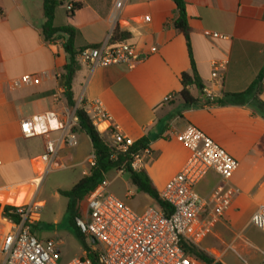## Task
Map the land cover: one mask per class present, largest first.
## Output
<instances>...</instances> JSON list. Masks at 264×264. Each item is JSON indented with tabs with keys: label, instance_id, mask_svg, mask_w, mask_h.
Returning <instances> with one entry per match:
<instances>
[{
	"label": "crops",
	"instance_id": "0c3cea01",
	"mask_svg": "<svg viewBox=\"0 0 264 264\" xmlns=\"http://www.w3.org/2000/svg\"><path fill=\"white\" fill-rule=\"evenodd\" d=\"M60 1L55 26L79 30L90 45L105 43L119 27L144 56L133 69L81 63L73 81L76 107L99 100L125 136L149 140L150 155L141 171L159 193L191 155L177 134L193 125L213 139L239 162V168L229 181L212 171L197 184L196 191L207 205L189 243L214 264H229L225 261L229 254L238 258L234 264H260L264 232L251 219L264 207V118L248 104L205 105L203 101H228L227 94L244 93L258 81L264 68V0H185L193 61L203 86L202 90L190 87L199 102L196 106L179 97L182 75L190 73L192 65L186 39L174 27L179 13L173 0H123L121 9L116 7L117 0ZM71 4L82 5L73 18L67 10ZM45 24L42 0H0V264L4 240L12 229L3 206L22 204L26 196L29 199L26 190L34 196L43 184L40 157L46 139L24 137L21 123L37 119L42 130L55 128L62 123V109L67 106L60 78L67 62L66 39L47 40ZM152 48L157 51L153 53ZM214 62L225 63L219 78L212 76ZM24 75L36 76L40 83L18 84ZM59 91L63 94L56 101ZM169 95L174 98L164 102ZM254 96L264 102V76ZM105 128L103 124L99 132L107 136ZM58 135L54 132L50 137ZM83 135L79 146L91 144ZM79 146L59 152V168L82 165L84 175L93 152L87 155ZM122 176L115 173L113 181Z\"/></svg>",
	"mask_w": 264,
	"mask_h": 264
},
{
	"label": "built area",
	"instance_id": "2783aa9c",
	"mask_svg": "<svg viewBox=\"0 0 264 264\" xmlns=\"http://www.w3.org/2000/svg\"><path fill=\"white\" fill-rule=\"evenodd\" d=\"M123 0H117L116 7L121 9ZM68 12L73 5L67 7ZM148 18L146 21L148 22ZM212 38L226 39L218 33L206 32ZM112 36V35H111ZM154 53L156 48H152ZM82 64L96 67L125 65L133 69L143 61L136 47L128 40L112 43L111 37L97 48L85 49L79 53ZM224 62L212 64V76L219 78L218 72ZM20 85H38L40 79L32 75H24L17 82ZM63 91L55 94L59 101ZM174 96L169 95L164 102H170ZM80 107V106H79ZM63 107V121L57 127L42 130L40 120H24L21 123L22 134L26 138L44 136L46 148L40 157L43 166L39 181L58 169L59 152L78 146L76 128L79 118L76 109ZM81 107L89 116L93 126L99 131L103 124L105 130L112 132L111 142L118 151L128 152L135 141L125 136L119 125L113 123L112 116L99 100L85 103ZM48 121V117H46ZM58 132L56 138L51 133ZM177 139L190 151V158L159 193L160 198L172 208L171 216H167L157 207L150 206L142 212L135 211L126 201L108 190V181L89 194L81 205V215L76 219V227L80 233L91 241L90 250L97 255L98 264H204L189 255L182 248V240L188 241L194 231L200 212L207 205L199 196L196 186L209 172L217 173L223 180L229 181L239 168V162L231 157L220 145L193 125H188L177 134ZM150 155L149 148L132 153L130 160L116 171L117 176L125 174L127 168L139 172L144 168L145 160ZM95 164L94 153L88 160V166ZM89 169L84 171L87 175ZM134 196L128 191L126 197ZM30 199L26 204L13 206L14 214L20 219L11 221L12 229L6 236L3 247L2 264H59L61 251L59 243L53 240L40 241L32 233L31 227L39 222L40 210L44 204ZM251 223L264 232V207L259 208L251 219ZM65 264H93L86 253ZM260 264H264V253Z\"/></svg>",
	"mask_w": 264,
	"mask_h": 264
},
{
	"label": "trees",
	"instance_id": "16d2710c",
	"mask_svg": "<svg viewBox=\"0 0 264 264\" xmlns=\"http://www.w3.org/2000/svg\"><path fill=\"white\" fill-rule=\"evenodd\" d=\"M46 24L43 28L44 36L47 40L54 41L57 37L65 38L64 51L66 53L67 62L63 68L60 78L64 82V97L66 105L73 109L76 107L73 93V81L76 74L81 70L82 64L78 59L79 53L85 49L97 48L99 45H90L84 41V38L79 30L69 26H55L54 17L57 7L62 1L60 0H42ZM177 6L179 17L174 22L175 29L182 33L186 39L187 47L191 59L192 70L190 73L182 75V90L179 92V97L189 106H196L199 102L195 100L190 92V87L195 86L198 89H203L202 84L198 80L195 63L193 61L192 47H191V28L188 23V16L186 12L185 0H173ZM81 4H73V10L69 13V17L73 18L80 9ZM129 39V33L117 27L111 36V42L116 43ZM264 76V68L256 81L246 92L241 94H227L225 96L228 101H221L207 98L205 105H225L229 103L248 104L257 114L264 118V102L257 96H254L260 87V80ZM84 104V103H83ZM76 115L79 118V128L75 132L85 133L92 144L95 164L88 167L89 172L83 175L82 179L69 191H59V194L68 200L67 211L70 217L71 225L74 228L76 235L83 243L86 257L90 259L93 264H98L97 255L90 250L86 238L80 233L76 227V219L81 215V205L84 200L96 190L100 185L108 181L110 173H116L123 164L130 160L132 153L141 152L149 146V140L142 138L135 141L133 147L128 152L118 151L112 145V132H108L107 136L102 135L92 124L89 116L83 110V107L76 109ZM109 139V140H108ZM126 174H129L133 187L140 194L146 195L156 207L163 211L167 216H171L172 208L165 203L159 195V192L153 186L148 175L144 171L135 172L129 167ZM2 205L0 204V209ZM16 208L11 205L3 206V215L11 221H19V217L14 214ZM182 248L184 252L190 257L203 262L204 264H214V260L202 250L190 244L188 241L182 240Z\"/></svg>",
	"mask_w": 264,
	"mask_h": 264
},
{
	"label": "rangeland",
	"instance_id": "374dc122",
	"mask_svg": "<svg viewBox=\"0 0 264 264\" xmlns=\"http://www.w3.org/2000/svg\"><path fill=\"white\" fill-rule=\"evenodd\" d=\"M83 133L77 134L78 146ZM109 140V139H108ZM88 142V141H87ZM77 146V147H78ZM87 155H91L93 150L91 144H81L79 146ZM85 166L78 167H63L49 173L43 180L42 186L37 190L33 196L29 190V199L38 202H44L43 208L40 210L39 222L31 227L33 235L40 241L53 240L58 242L61 259L59 264H65L75 258H79L84 253L83 243L76 235L73 226L71 225L70 217L67 211L68 200L59 194V191L71 190L83 177V170ZM115 173L108 175V181L111 185L109 191L126 201L135 211L142 212L150 206L156 207V204L144 194H140L133 187L129 174H124L118 181H113ZM128 191H132L134 196L127 198ZM6 205V204H5ZM10 205V204H8ZM13 206V205H11ZM91 244V241H86ZM221 250V247H217ZM225 261L229 264H234L238 261L233 254L226 256Z\"/></svg>",
	"mask_w": 264,
	"mask_h": 264
},
{
	"label": "bare ground",
	"instance_id": "6f19581e",
	"mask_svg": "<svg viewBox=\"0 0 264 264\" xmlns=\"http://www.w3.org/2000/svg\"><path fill=\"white\" fill-rule=\"evenodd\" d=\"M28 202V198H27V196L24 198V201H23V203L22 204H20V205H18V206H21V205H23V204H26ZM40 204H42V203H40Z\"/></svg>",
	"mask_w": 264,
	"mask_h": 264
},
{
	"label": "water",
	"instance_id": "95a60500",
	"mask_svg": "<svg viewBox=\"0 0 264 264\" xmlns=\"http://www.w3.org/2000/svg\"><path fill=\"white\" fill-rule=\"evenodd\" d=\"M218 264V263H217Z\"/></svg>",
	"mask_w": 264,
	"mask_h": 264
}]
</instances>
